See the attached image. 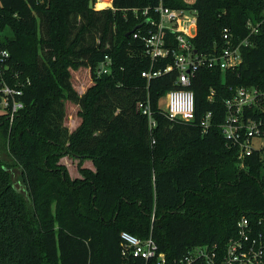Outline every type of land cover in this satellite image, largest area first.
<instances>
[{"label": "trees", "instance_id": "16d2710c", "mask_svg": "<svg viewBox=\"0 0 264 264\" xmlns=\"http://www.w3.org/2000/svg\"><path fill=\"white\" fill-rule=\"evenodd\" d=\"M90 1L0 0L1 28L12 31L1 48L10 52L13 79L26 83L25 107L13 123L0 116V264H143L123 255L125 231L143 240L152 235L170 262L197 246L225 247L242 217L264 218V157L255 154L240 168L220 129L231 87L264 89V23L236 71L198 72L194 121L172 122L160 109L177 88V72L143 78L151 61L133 35L148 27L140 11L161 1L171 9L189 6L113 0L112 8L96 10ZM191 8L198 12L191 43L205 55L222 50L225 28L239 42L249 33L248 20H264V0H197ZM164 35L167 46L177 47L170 31ZM105 56L112 72L98 75ZM172 63L168 57L154 69ZM80 68L93 81L83 95L72 84L71 71ZM148 96L153 129L136 109ZM67 101L80 108L74 131L65 125ZM209 112L204 133L200 123ZM4 154L21 170L33 210L13 184ZM65 157L79 160L81 178L60 163Z\"/></svg>", "mask_w": 264, "mask_h": 264}, {"label": "built area", "instance_id": "2783aa9c", "mask_svg": "<svg viewBox=\"0 0 264 264\" xmlns=\"http://www.w3.org/2000/svg\"><path fill=\"white\" fill-rule=\"evenodd\" d=\"M183 2L189 7L171 9L161 1L152 9L140 11L147 18L148 27L134 33L133 37L143 42L145 56L151 61L150 69L141 73L148 82L169 71L177 72V88L165 95L167 105L165 109L161 106L160 112L172 122L190 123L195 119V93L192 85L198 72L202 69L236 71L243 63V50L256 45V36L264 20H248L246 26L249 33L239 42H235L231 30L225 28L222 33V50L214 55L200 54L191 43L198 31V12L191 8L197 0ZM1 8L0 2V10ZM135 13L138 11L135 10ZM165 31H170L175 36L177 47L167 46ZM2 38L4 37H0V40ZM10 57V52L3 50L0 43V106L6 111L4 115H7L12 124L25 107L22 97L26 83L13 79ZM168 57L173 58L171 65L165 69H154L155 64ZM112 65V59L105 56L96 69L97 74H110ZM230 90L233 95L224 103L225 116L220 129L226 145L237 150L239 166L244 169L247 159L253 155L264 157V89L231 87ZM136 109L147 118L150 129L156 127L150 96L140 101ZM212 117V112H209L201 120L204 133L210 128ZM120 240L123 255L141 259L143 264H264V218L251 220L242 217L237 222L235 236L227 241L225 247L220 248L217 243L197 246L174 262H170L165 253L159 251L152 235L143 240L125 231L121 233Z\"/></svg>", "mask_w": 264, "mask_h": 264}, {"label": "rangeland", "instance_id": "374dc122", "mask_svg": "<svg viewBox=\"0 0 264 264\" xmlns=\"http://www.w3.org/2000/svg\"><path fill=\"white\" fill-rule=\"evenodd\" d=\"M95 1H94V8L96 10H99L96 8L98 1L97 0ZM107 8H110V6L104 9H107ZM6 36L8 37L12 36L11 29L8 27H5V28L0 27V37H6ZM71 74H72L73 87L80 95L84 94L86 90L93 84L91 72L89 69L80 68L78 70H74V71L72 70ZM161 105L163 109L166 108L167 100H165V98L162 99ZM65 109H66L65 125L68 127L70 131H74L82 122V119L78 114V112L80 111V108L75 103L71 101H67L65 104ZM5 113L6 111L3 109V107L0 106V116L4 115ZM2 160L7 166H9V170L12 174V181L16 189L26 197L29 208L33 210L32 204L29 201L28 195L26 193L25 184L22 180L21 170L17 166H15L13 160L9 157V155L4 154L2 156ZM60 163L62 165H65L68 168L70 175L73 179L81 178V175L78 170L79 160L65 157L61 160ZM83 166L85 168L94 169L91 161L84 162Z\"/></svg>", "mask_w": 264, "mask_h": 264}, {"label": "bare ground", "instance_id": "6f19581e", "mask_svg": "<svg viewBox=\"0 0 264 264\" xmlns=\"http://www.w3.org/2000/svg\"><path fill=\"white\" fill-rule=\"evenodd\" d=\"M100 2H98L97 6H96V8L99 10L111 6V0H100Z\"/></svg>", "mask_w": 264, "mask_h": 264}, {"label": "water", "instance_id": "95a60500", "mask_svg": "<svg viewBox=\"0 0 264 264\" xmlns=\"http://www.w3.org/2000/svg\"><path fill=\"white\" fill-rule=\"evenodd\" d=\"M89 8H90V9H95V8H94V1H93V0L90 1V3H89ZM136 29H137V28H136ZM136 29H135V30H136ZM135 30H134V31H135ZM134 31L128 33V34H127V38L130 37V36L133 34Z\"/></svg>", "mask_w": 264, "mask_h": 264}, {"label": "crops", "instance_id": "0c3cea01", "mask_svg": "<svg viewBox=\"0 0 264 264\" xmlns=\"http://www.w3.org/2000/svg\"><path fill=\"white\" fill-rule=\"evenodd\" d=\"M98 2H100V1H98ZM103 2V1H102ZM101 3V2H100ZM97 6V5H96ZM101 10V9H100ZM83 95V94H82Z\"/></svg>", "mask_w": 264, "mask_h": 264}]
</instances>
